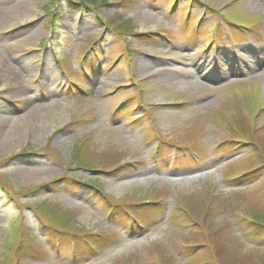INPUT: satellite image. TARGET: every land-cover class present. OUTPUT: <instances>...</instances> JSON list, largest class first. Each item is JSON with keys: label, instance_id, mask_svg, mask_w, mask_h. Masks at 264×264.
Listing matches in <instances>:
<instances>
[{"label": "rangeland", "instance_id": "rangeland-1", "mask_svg": "<svg viewBox=\"0 0 264 264\" xmlns=\"http://www.w3.org/2000/svg\"><path fill=\"white\" fill-rule=\"evenodd\" d=\"M72 1L0 0V264H264V0Z\"/></svg>", "mask_w": 264, "mask_h": 264}, {"label": "bare ground", "instance_id": "bare-ground-1", "mask_svg": "<svg viewBox=\"0 0 264 264\" xmlns=\"http://www.w3.org/2000/svg\"><path fill=\"white\" fill-rule=\"evenodd\" d=\"M26 18L27 19H32L33 18V15L27 14L26 15ZM194 66L197 67V73L196 74H202L201 72H203V70L205 69V66L202 65V64L196 63V64H194ZM0 67H3L4 73L5 74L7 73L10 76V79L12 81L17 82L18 80H20L22 78V74H19V72L14 67L12 69V67H10V65H6V62L5 63H2V64L0 63ZM47 75H48V73H47ZM222 77H224L222 73H217L216 72L214 74H208V77L206 78V80H218V79H220ZM169 81L171 82L172 80H169ZM198 84L203 85V82H198ZM4 118L7 120L8 116H5ZM21 120L22 119H20V120L19 119L14 120V123L16 125H13L12 128L10 129V131L8 133L2 132V131L0 132L1 147L4 146V148H2V149H5V147H9V146H10L9 148H14L13 146L10 145L11 136L13 137V135H15V136L16 135H19V136L21 135L20 132H19L20 129H18L19 127L22 126V123L23 122H21Z\"/></svg>", "mask_w": 264, "mask_h": 264}, {"label": "trees", "instance_id": "trees-1", "mask_svg": "<svg viewBox=\"0 0 264 264\" xmlns=\"http://www.w3.org/2000/svg\"><path fill=\"white\" fill-rule=\"evenodd\" d=\"M69 1L74 2L72 0H69ZM81 1L83 2V4H89V5H92V7H93V6H100V5L104 4L107 0H81ZM79 5H81V4H78V6ZM67 181L68 182L69 181H71V182H77L78 181L81 186L82 185H84L86 187L89 186V184H84V183L81 182V180H78V179L77 180H74V178H72V177H70L69 179H67ZM31 256H33V255H31Z\"/></svg>", "mask_w": 264, "mask_h": 264}]
</instances>
